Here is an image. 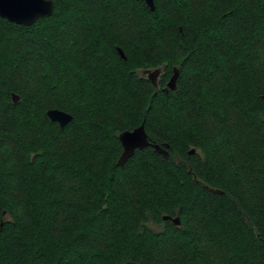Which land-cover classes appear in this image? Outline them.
I'll use <instances>...</instances> for the list:
<instances>
[{
	"label": "trees",
	"instance_id": "16d2710c",
	"mask_svg": "<svg viewBox=\"0 0 264 264\" xmlns=\"http://www.w3.org/2000/svg\"><path fill=\"white\" fill-rule=\"evenodd\" d=\"M51 1L0 18V264H264V0Z\"/></svg>",
	"mask_w": 264,
	"mask_h": 264
},
{
	"label": "water",
	"instance_id": "95a60500",
	"mask_svg": "<svg viewBox=\"0 0 264 264\" xmlns=\"http://www.w3.org/2000/svg\"><path fill=\"white\" fill-rule=\"evenodd\" d=\"M145 5L150 11H153L155 6L153 0H143ZM54 9V4L51 0H0V18L5 19L9 23H13L21 26H31L38 19L51 16ZM118 55L125 59L123 52L117 48ZM163 73V67H158L155 69H146L140 71L142 77H146L147 80L158 89V80ZM179 77V71L174 69L171 76L162 89V92L167 93L168 91H174L176 89L177 80ZM11 100L13 104H17L19 101V96L11 93ZM264 101V95L260 97ZM46 116L50 122L56 123L60 128L67 126L72 120L73 116L67 112L59 109H49L46 111ZM118 140L122 147V152L117 160L119 166H123L134 153L142 151L147 147H151L155 153L168 157L169 145L160 146L158 144L149 141L148 136L144 129V122H142L138 127L131 131H123L118 135ZM193 153V149L189 150V154ZM211 192H218L217 190H210ZM222 194L221 192H218ZM164 221L170 220L175 226L180 225L179 217L164 216L162 218ZM125 264H135V263H125Z\"/></svg>",
	"mask_w": 264,
	"mask_h": 264
},
{
	"label": "rangeland",
	"instance_id": "374dc122",
	"mask_svg": "<svg viewBox=\"0 0 264 264\" xmlns=\"http://www.w3.org/2000/svg\"><path fill=\"white\" fill-rule=\"evenodd\" d=\"M150 227L152 229H155V230H159L160 229V226H157V225H154V224H150Z\"/></svg>",
	"mask_w": 264,
	"mask_h": 264
},
{
	"label": "flooded vegetation",
	"instance_id": "af4514ba",
	"mask_svg": "<svg viewBox=\"0 0 264 264\" xmlns=\"http://www.w3.org/2000/svg\"><path fill=\"white\" fill-rule=\"evenodd\" d=\"M170 221V220H169Z\"/></svg>",
	"mask_w": 264,
	"mask_h": 264
}]
</instances>
